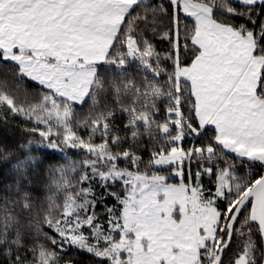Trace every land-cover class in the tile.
Wrapping results in <instances>:
<instances>
[{
  "label": "snow or ice",
  "instance_id": "6c2138e0",
  "mask_svg": "<svg viewBox=\"0 0 264 264\" xmlns=\"http://www.w3.org/2000/svg\"><path fill=\"white\" fill-rule=\"evenodd\" d=\"M0 264H264V0H0Z\"/></svg>",
  "mask_w": 264,
  "mask_h": 264
}]
</instances>
